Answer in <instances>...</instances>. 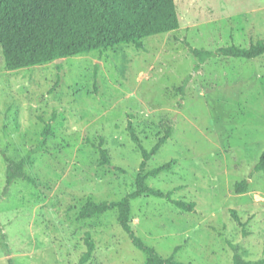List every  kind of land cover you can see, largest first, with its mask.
Instances as JSON below:
<instances>
[{
	"label": "rangeland",
	"instance_id": "1",
	"mask_svg": "<svg viewBox=\"0 0 264 264\" xmlns=\"http://www.w3.org/2000/svg\"><path fill=\"white\" fill-rule=\"evenodd\" d=\"M175 1L180 27L145 38L143 48L120 44L8 70L0 44V264L146 263L117 208L79 218L89 199L120 200L135 188L143 156L130 118L147 149L173 127L147 169L175 159L147 179L170 199H132L136 236L164 257L180 246L176 259L191 264H233L236 250L264 259V171L255 170L264 152V55L214 56L196 71L193 51L264 40V0ZM48 122L45 148L25 167L36 182L20 178L6 191L2 151L21 159ZM102 138L110 164L101 163ZM243 179L249 189L237 193ZM175 199L196 207L182 210ZM87 232L96 248L83 261Z\"/></svg>",
	"mask_w": 264,
	"mask_h": 264
},
{
	"label": "trees",
	"instance_id": "2",
	"mask_svg": "<svg viewBox=\"0 0 264 264\" xmlns=\"http://www.w3.org/2000/svg\"><path fill=\"white\" fill-rule=\"evenodd\" d=\"M180 24L175 0H0V44L8 70L41 65L58 58L94 50H106L120 44H134L138 48H143L145 38L176 30ZM193 51L198 58L195 66V70L198 71L202 64L214 56L248 59L262 56L264 40L252 41L249 47L232 44L215 50L194 48ZM189 79L190 77L185 83ZM52 129V123L48 122L42 131L41 141L32 146L19 160L2 151L7 168L6 191L20 178L36 182L35 178L26 173L25 167L33 163V154L45 148ZM127 129L143 156L136 174L135 188L120 200H105L98 203L89 199L82 206L79 218H93L117 208L119 222L130 233L134 243L149 253L145 264H191L176 259L175 255L180 246L176 247L172 255L164 257L155 248L144 244L132 229V199L143 195L169 199L172 197V191L165 192L154 188L148 184L147 179L171 170L175 159L153 169H147V163L170 138L173 127H167L166 133L151 149H147L142 143L131 118ZM104 143L102 138L97 145L101 163L110 164L111 159L103 146ZM255 170L264 171V152ZM248 189L247 179L236 183L237 193L247 192ZM173 202L185 211H193L196 207L195 201L175 199ZM231 211L235 219L245 227L247 221H242L237 210ZM0 234L2 237L6 236L1 224ZM86 242L88 249L82 256L83 261H88L96 248L90 232H87ZM9 264H12V259H9ZM233 264H264V259L255 262L247 260L236 250Z\"/></svg>",
	"mask_w": 264,
	"mask_h": 264
},
{
	"label": "water",
	"instance_id": "3",
	"mask_svg": "<svg viewBox=\"0 0 264 264\" xmlns=\"http://www.w3.org/2000/svg\"><path fill=\"white\" fill-rule=\"evenodd\" d=\"M64 58H58L56 59L57 62H61ZM250 181V180H249Z\"/></svg>",
	"mask_w": 264,
	"mask_h": 264
}]
</instances>
